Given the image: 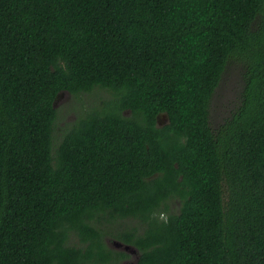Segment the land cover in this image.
<instances>
[{"label": "trees", "instance_id": "trees-1", "mask_svg": "<svg viewBox=\"0 0 264 264\" xmlns=\"http://www.w3.org/2000/svg\"><path fill=\"white\" fill-rule=\"evenodd\" d=\"M107 236L132 264H264V0H0V264H121Z\"/></svg>", "mask_w": 264, "mask_h": 264}, {"label": "rangeland", "instance_id": "rangeland-1", "mask_svg": "<svg viewBox=\"0 0 264 264\" xmlns=\"http://www.w3.org/2000/svg\"><path fill=\"white\" fill-rule=\"evenodd\" d=\"M242 72H243L242 67L237 62H232L227 66L222 76V79L218 87L216 88V91L211 100L210 111H211V121L213 124H217L221 122V120L224 117H226L230 113V111L233 109V107L237 104V101L240 97L239 96L240 91L243 85ZM97 102H99V99ZM74 104H76V102L73 100V98L69 94L64 93L61 95V97L59 98L57 102V106L60 108L59 124H62L63 117L65 121L69 120V122L74 118L75 113L73 112V109H72V106H74ZM163 122L165 121L161 119L162 124ZM58 135H59L58 131L56 130L55 137H54L55 143L58 142ZM114 226H117L118 228H122V227H125V223L123 222V220H120L116 223H113V226L109 224L105 225V227H108L110 230H112V228L114 229ZM72 241L77 242V237L75 235H72ZM113 241L114 240L111 239V237L109 236L106 237V242H108L110 246L115 247V245L113 244ZM135 257L137 258L135 254H133L132 256H128L127 259H124L121 262V264L130 262Z\"/></svg>", "mask_w": 264, "mask_h": 264}, {"label": "water", "instance_id": "water-1", "mask_svg": "<svg viewBox=\"0 0 264 264\" xmlns=\"http://www.w3.org/2000/svg\"><path fill=\"white\" fill-rule=\"evenodd\" d=\"M224 74V73H223ZM223 76V75H222ZM158 122L159 124H162L161 123V119H163L165 122L167 121L168 117H167V114L166 113H160L158 116ZM163 122V123H165ZM113 244L115 245L116 248H121V249H124V250H128L129 252H135V250L128 244H124L120 241H117V240H114L113 241Z\"/></svg>", "mask_w": 264, "mask_h": 264}, {"label": "flooded vegetation", "instance_id": "flooded-vegetation-1", "mask_svg": "<svg viewBox=\"0 0 264 264\" xmlns=\"http://www.w3.org/2000/svg\"><path fill=\"white\" fill-rule=\"evenodd\" d=\"M75 118V117H74ZM133 254H135L136 256H137V254H136V251L135 252H131V253H129V256H132ZM127 259V258H126ZM137 258L135 257L132 261H130V262H126V263H124V264H130V263H132L134 260H136Z\"/></svg>", "mask_w": 264, "mask_h": 264}]
</instances>
